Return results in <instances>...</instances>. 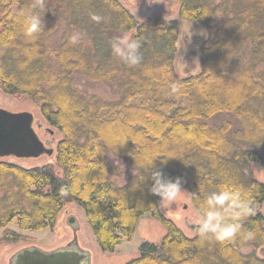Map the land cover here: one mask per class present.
Returning <instances> with one entry per match:
<instances>
[{"label":"trees","instance_id":"trees-1","mask_svg":"<svg viewBox=\"0 0 264 264\" xmlns=\"http://www.w3.org/2000/svg\"><path fill=\"white\" fill-rule=\"evenodd\" d=\"M175 1L182 20L208 30L199 71L183 77L173 64L178 21L162 11L138 22L120 0H44L35 8L34 0H0V89L27 95L62 134L54 164L0 160V245L26 240L21 230L52 228L75 202L107 252L132 237L143 213L164 224L160 242H141L125 264H264V183L250 167H264V0ZM32 13L43 23L29 38L21 21ZM125 32L140 42L139 65L112 55L110 42ZM74 34L80 39L71 43ZM79 81L116 96L86 93ZM110 156L134 171L122 184ZM153 157L168 158L140 167ZM153 171L180 177L195 210L221 186L239 191L252 209L242 232L254 239L220 244L201 238L197 224L184 234L149 192ZM14 220L21 233L9 228Z\"/></svg>","mask_w":264,"mask_h":264},{"label":"rangeland","instance_id":"rangeland-1","mask_svg":"<svg viewBox=\"0 0 264 264\" xmlns=\"http://www.w3.org/2000/svg\"><path fill=\"white\" fill-rule=\"evenodd\" d=\"M120 1L123 2L128 11L132 12L138 22L149 16L152 10L162 11L167 20L176 19L178 21L179 34L173 61L175 72L183 77L196 74L199 71L200 48L208 34V30H206L204 25L195 21L182 20L178 14V4L175 0ZM262 67L264 68V64ZM78 87L86 93L94 92L103 98H114L116 96L115 89L104 84L87 86L83 81H79ZM0 107L12 112L28 111L32 113V127L35 133L47 148L51 147L55 151L57 142L62 134L46 123L41 112H39L38 106L27 95L14 96L6 94L0 89ZM54 158V153L50 156L43 153L39 157L29 158L3 156L0 157V160L29 167L50 162L54 164ZM109 162L119 167L120 174L113 176V180L116 183L122 184L128 174L134 173L133 169L128 167L127 162L121 158L110 156ZM250 167L255 178L264 183V167L256 162H253ZM158 203L160 212L168 219H171L184 234L190 236L193 234L191 226L196 224V210L191 202L189 191L184 189L177 200L170 205L162 207L160 198ZM258 209L264 214V202L258 205ZM56 218L52 228L21 230L28 237L26 240L0 245V264H12L16 253H19L22 249L33 247L43 251L65 247L74 250L78 249L87 255V264H125L130 259L138 256L141 242H160L166 233L164 224L154 219L150 212H146L138 219L132 237L124 239L113 252H107L99 248L83 209L75 202L66 204ZM9 228L21 233L17 229L15 220L9 224ZM260 251L263 252L262 249Z\"/></svg>","mask_w":264,"mask_h":264},{"label":"clouds","instance_id":"clouds-1","mask_svg":"<svg viewBox=\"0 0 264 264\" xmlns=\"http://www.w3.org/2000/svg\"><path fill=\"white\" fill-rule=\"evenodd\" d=\"M150 2V0H149ZM44 0H34L33 8L43 7ZM99 22L102 18L98 15L91 17ZM42 17L38 14H24L21 21L22 31L25 37H33L42 30ZM80 39L79 34L70 37L71 43ZM112 55L127 66L139 65L142 61L140 54V42L130 34L123 33L110 42ZM170 157V156H169ZM168 157H153L141 162L140 167H152L156 159L166 163ZM143 179V177H139ZM150 179L153 181L149 192L160 198L161 206L170 205L184 191L181 178H165L163 172L153 171ZM138 186V185H137ZM249 204L242 199L239 191L228 186H221L216 191L206 196L201 207L196 209V224L201 238L213 239L215 242L224 244L235 241L240 237L242 242L254 239V234L249 231L242 232V222L251 214Z\"/></svg>","mask_w":264,"mask_h":264},{"label":"water","instance_id":"water-1","mask_svg":"<svg viewBox=\"0 0 264 264\" xmlns=\"http://www.w3.org/2000/svg\"><path fill=\"white\" fill-rule=\"evenodd\" d=\"M33 115L25 111H8L0 107V157H39L50 155L32 127ZM87 255L78 249L57 248L51 251L37 247L22 249L13 257L12 264H87Z\"/></svg>","mask_w":264,"mask_h":264},{"label":"crops","instance_id":"crops-1","mask_svg":"<svg viewBox=\"0 0 264 264\" xmlns=\"http://www.w3.org/2000/svg\"><path fill=\"white\" fill-rule=\"evenodd\" d=\"M24 233V232H23ZM25 234V233H24Z\"/></svg>","mask_w":264,"mask_h":264}]
</instances>
